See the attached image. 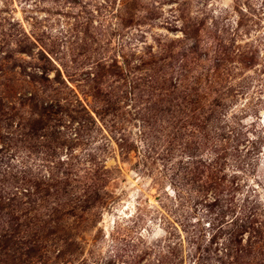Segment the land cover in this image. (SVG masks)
I'll return each instance as SVG.
<instances>
[{"label":"rangeland","instance_id":"1","mask_svg":"<svg viewBox=\"0 0 264 264\" xmlns=\"http://www.w3.org/2000/svg\"><path fill=\"white\" fill-rule=\"evenodd\" d=\"M218 163L264 197V0H0V180L27 172L41 200L71 170L95 207L31 264H126L171 235L189 264V237L216 233ZM14 245L0 264H30Z\"/></svg>","mask_w":264,"mask_h":264},{"label":"trees","instance_id":"2","mask_svg":"<svg viewBox=\"0 0 264 264\" xmlns=\"http://www.w3.org/2000/svg\"><path fill=\"white\" fill-rule=\"evenodd\" d=\"M214 167L215 164L203 162L201 174ZM222 167L218 163L215 168L221 177L212 179L209 176V180L201 183L207 192L212 193L213 206H217L219 210L213 223L216 233L214 235L212 233L208 244L202 243L204 235L202 229L189 237L188 243L191 246L189 264H264V197L260 195L261 185L249 188L247 195H244L243 184L238 183L236 179L227 181L222 175ZM72 174L71 170L64 173L65 181L59 182V185L64 184L59 190L60 193L58 191L54 195L45 196L42 198L44 202L36 198L43 184L34 178H28L27 172L17 173L10 182L6 179L0 180V249L4 251L0 253V263L3 262L1 261L3 257H18L16 253L13 255L10 253L16 246L14 243L30 246L29 252L25 255L27 259L23 261L30 264L38 256L45 257L46 252H43L47 247L56 248L61 253L59 249L61 246L78 243L76 239L78 235L71 232L74 230L73 226L80 231L86 224L88 225L91 221L90 216H93L89 212L95 210L92 209L95 207L82 208L78 206L81 202L79 195L75 193L67 195L65 190L71 187L69 181ZM100 182L99 179L93 185L97 197H100ZM104 196L108 199L111 195L104 192ZM104 196L100 198L104 200ZM46 197L51 200H46ZM70 218L74 223L69 220ZM54 223L58 224L62 233L48 232ZM173 237L174 235H171L164 241L144 243L148 249L142 253L143 255L131 257L132 261L126 264H141L154 250H157L155 264H188L182 239L175 241L176 238ZM34 248H39V251H34ZM40 248L43 249L42 253Z\"/></svg>","mask_w":264,"mask_h":264}]
</instances>
